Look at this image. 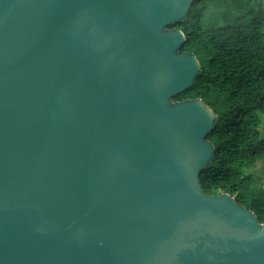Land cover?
<instances>
[{
    "label": "water",
    "instance_id": "water-1",
    "mask_svg": "<svg viewBox=\"0 0 264 264\" xmlns=\"http://www.w3.org/2000/svg\"><path fill=\"white\" fill-rule=\"evenodd\" d=\"M193 1L0 0V264H264V222L202 189L216 113L172 99Z\"/></svg>",
    "mask_w": 264,
    "mask_h": 264
},
{
    "label": "trees",
    "instance_id": "trees-1",
    "mask_svg": "<svg viewBox=\"0 0 264 264\" xmlns=\"http://www.w3.org/2000/svg\"><path fill=\"white\" fill-rule=\"evenodd\" d=\"M178 27L180 51L200 70L173 100L200 98L217 115L202 168L205 194L228 193L264 222V9L261 0H194Z\"/></svg>",
    "mask_w": 264,
    "mask_h": 264
},
{
    "label": "rangeland",
    "instance_id": "rangeland-1",
    "mask_svg": "<svg viewBox=\"0 0 264 264\" xmlns=\"http://www.w3.org/2000/svg\"><path fill=\"white\" fill-rule=\"evenodd\" d=\"M263 132H264V128H263Z\"/></svg>",
    "mask_w": 264,
    "mask_h": 264
}]
</instances>
